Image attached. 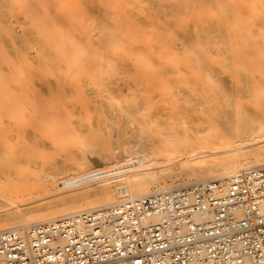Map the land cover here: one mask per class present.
<instances>
[{
	"label": "rangeland",
	"instance_id": "obj_1",
	"mask_svg": "<svg viewBox=\"0 0 264 264\" xmlns=\"http://www.w3.org/2000/svg\"><path fill=\"white\" fill-rule=\"evenodd\" d=\"M228 31L264 39V0H0V216L14 188L27 215L59 210L112 170L212 157L192 145L231 129L263 145L264 50L224 51Z\"/></svg>",
	"mask_w": 264,
	"mask_h": 264
},
{
	"label": "built area",
	"instance_id": "obj_2",
	"mask_svg": "<svg viewBox=\"0 0 264 264\" xmlns=\"http://www.w3.org/2000/svg\"><path fill=\"white\" fill-rule=\"evenodd\" d=\"M0 264H264V165L1 231Z\"/></svg>",
	"mask_w": 264,
	"mask_h": 264
},
{
	"label": "bare ground",
	"instance_id": "obj_3",
	"mask_svg": "<svg viewBox=\"0 0 264 264\" xmlns=\"http://www.w3.org/2000/svg\"><path fill=\"white\" fill-rule=\"evenodd\" d=\"M233 18L235 19V17H233ZM226 24L229 25L228 22ZM240 24H241V22H240ZM233 25H234V23H233ZM237 25H238V23H237ZM249 33H247V35H249ZM220 41H221V43L223 45L224 51H226L228 53H231V51H235V50H240V51L244 50V51L247 52V50L252 48L253 44L256 45L257 52L260 51V53H262V50H264V39H256L252 43L253 40L250 39V36H246L244 33H243V35H241L240 33L238 34L236 32L228 31V32H225V33L221 34ZM253 47L255 48V46H253ZM198 51H201V50L199 49ZM263 53H264V51H263ZM200 54H201V52H200ZM245 54L246 53L244 52V54H242V55H245ZM246 56L248 57V54H246ZM253 56H252V59L255 58L254 54H253ZM205 57H207V56H204V58ZM234 57L236 58V56H234ZM200 58H202V57H200ZM222 60L224 61V59H222ZM255 60H257V59L255 58ZM255 60H253V61H255ZM136 62H138V61H136ZM219 62H221V61L219 60ZM261 62H262V60H261ZM256 63L258 64L257 61H256ZM263 64H262V66H263ZM258 66H259V64H258ZM260 69H262V67L259 68V71H261ZM238 108H240V107L238 106ZM237 112H239V111L237 110ZM224 113H221V115L224 114ZM228 114H230V113H228ZM214 118L215 117H213V119ZM232 118H235V117H232ZM212 123H213V121H212ZM213 124H215V122ZM203 127H205V126H203ZM211 131H212V129H211ZM101 132L103 134V131H101ZM204 133H205L204 129H197V128L193 129V128H190L188 126H186L184 128L183 132L181 131V134H183L182 135L183 137L193 138L196 141H200V140L208 141L210 139L209 138V134L208 133L204 134ZM257 133H258V131L256 129H244L243 131L242 130H233V129H231L229 131V133L227 135H225V137L223 139V142H217V143H214V144H211V145L209 144V146H208V144H205V143L196 144V146L192 145V147H194L192 151H196V152H192V155H194V154L196 155V154H199V153H204V154L207 153L206 156H208V153H209V155L211 154L212 157H209V158H206V159H203V160L202 159L201 160H197V161H196V159L198 157L185 159V161H183L182 164H179V165H177L175 167H172V168L170 166V160H168V161L163 162L161 166L155 167V169H150V170H146V171L144 170L143 172H138V171L136 172V171L132 170L134 173H130L125 168V169L122 170L123 173L116 174L112 170V172L104 175L100 179L96 178L97 180L95 182H96V185H98L97 186L98 196L96 198L88 199L87 197H85L84 193H82L81 195L76 194L75 195L76 197L80 196L81 198L73 199L71 201H64L65 206L63 207V205H62L63 208H61L59 210H54V208L52 207L54 211L53 210L52 211H47L46 210V212H44L42 214H40V213L39 214H37V213L34 214L33 213V214H30V215H27V213H25V211H23V209L21 208V205H20V201H21L20 197H21L22 194L21 195L19 194V189L15 190V188H14V190H13L14 192L12 191V196H9V199L7 201L9 203H12L13 205L15 204V206L12 208V210L9 213L4 214V215L1 214V216H0V232L4 231V230H7V229L15 228V227H22V226L28 225L30 223H33V222H36V221H39V220L53 218V217L61 216V215H64V214L73 213V212H76V211H80V210H84V209H89V208H94V207H97V206L109 204V203H112V202L120 200V199H117L118 197H122L121 199H123V198H126V197L137 196V195H141V194H144V193L157 191V190L164 189V188H169V187H173V186H177V185H181V184H185V183H189V182H193V181H197V180H201V179H206V178H210V177L224 176V175L231 174L233 172L243 171V170H246V169H249V168H253V167H256V166L264 165V144L263 145H259V146H255L254 145V143H255L254 140L261 139V137H262V136H258ZM199 134L200 135L202 134V135L200 136ZM176 136H177L176 137L177 139L174 138V137H168L167 138V140L171 141V145H172L173 142H176V144L179 142V138L181 136L178 135V134H176ZM96 138H98V137H96ZM162 138H163V135H162ZM176 140H178V142ZM135 141H137V140H135ZM164 141H166V140H164ZM252 141H254V143H252ZM260 141H258V142H260ZM186 142L187 141H185V144H186ZM173 144H175V143H173ZM249 146H253V147L247 149V147H249ZM186 148H187V145L185 146V149ZM188 148H190V146ZM254 152H256V153H254ZM3 153L6 154V152H4V151H3ZM95 153H94V155H95ZM182 154L183 153L181 152V155ZM184 154H186V156H190L191 155V154H188V153H184ZM112 155H114V153ZM131 157H132V155H131ZM142 157H143V155H142ZM93 160H94V158H93ZM93 162L96 163V161H93ZM100 162L101 161H99V163ZM103 163H104V161H103ZM130 163H131V161H130ZM106 167L108 168V166H106ZM98 168H99V166H98ZM127 168H129V166ZM103 169H105V168H103ZM137 169H138V167H137ZM182 169H188V170H187L186 173L183 171L185 174L184 173L181 174L182 172L179 173V171L182 170ZM99 171L101 172L100 169H99ZM166 171L167 172L169 171L170 174H172V176L170 178L159 179V177L161 176L160 172H166ZM167 172H166V174H167ZM91 174H90V176H91ZM101 174H103V173H101ZM96 176L98 177L99 175H96ZM165 177H169V176H165ZM13 187H11V188H13ZM112 188H115L117 190L116 194L112 192V191H114ZM19 195H20V197H19ZM72 195H74V194H72ZM93 195H94V192H93ZM53 198H54V196H53ZM69 198H71V197H69ZM55 202H58V201H56L55 199L50 201V203H55ZM49 206H47V207H49ZM59 206H61V205H59ZM49 208H51V207H49Z\"/></svg>",
	"mask_w": 264,
	"mask_h": 264
}]
</instances>
